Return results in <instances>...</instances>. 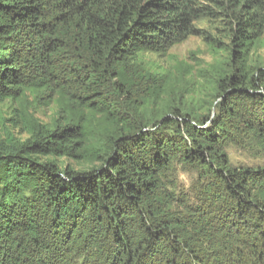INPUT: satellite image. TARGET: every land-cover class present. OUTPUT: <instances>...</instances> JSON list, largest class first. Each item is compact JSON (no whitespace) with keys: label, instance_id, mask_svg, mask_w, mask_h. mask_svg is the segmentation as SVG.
Returning a JSON list of instances; mask_svg holds the SVG:
<instances>
[{"label":"trees","instance_id":"16d2710c","mask_svg":"<svg viewBox=\"0 0 264 264\" xmlns=\"http://www.w3.org/2000/svg\"><path fill=\"white\" fill-rule=\"evenodd\" d=\"M201 20L228 40L213 117L143 60ZM263 34L264 0H0V105L29 135L0 144V264H264V163L226 146L264 144Z\"/></svg>","mask_w":264,"mask_h":264},{"label":"rangeland","instance_id":"374dc122","mask_svg":"<svg viewBox=\"0 0 264 264\" xmlns=\"http://www.w3.org/2000/svg\"><path fill=\"white\" fill-rule=\"evenodd\" d=\"M213 25L214 23L211 24L207 20H201L196 23V26L203 30L202 33L192 35L167 50L147 52L143 55L144 64L150 69L161 72L168 71L170 78L173 79L185 76L187 83L192 84V90L195 91L193 95L194 102H201L200 106L203 108L201 113L204 115L210 114L211 117L217 115L219 108L211 106L214 98L205 97L203 91L212 88L209 82L213 76L211 66L221 56V53H216L211 42L217 40V48L225 47V44H228L224 32L217 30ZM262 39L263 41L260 42L258 48L254 49L251 54L252 63L257 65H264V34ZM224 53L222 51V56ZM16 108H19L18 105L11 104L8 101L0 105V144L6 141L9 134L15 140H24L29 136L23 118L17 116L20 110ZM31 112L42 122H50L54 116V109L51 107L32 108ZM241 134L238 143L229 142L226 145L232 164L242 166L263 164L264 144L254 134H247L246 132ZM63 163L79 167V164L73 159H64ZM196 178L197 171L194 168L181 169L179 171L178 188L180 190L190 189Z\"/></svg>","mask_w":264,"mask_h":264}]
</instances>
